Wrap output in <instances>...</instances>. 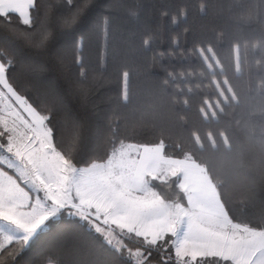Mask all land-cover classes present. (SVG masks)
<instances>
[{
    "label": "snow or ice",
    "instance_id": "6c2138e0",
    "mask_svg": "<svg viewBox=\"0 0 264 264\" xmlns=\"http://www.w3.org/2000/svg\"><path fill=\"white\" fill-rule=\"evenodd\" d=\"M122 9L0 0V264H264V225L165 201L118 136L98 86Z\"/></svg>",
    "mask_w": 264,
    "mask_h": 264
},
{
    "label": "trees",
    "instance_id": "16d2710c",
    "mask_svg": "<svg viewBox=\"0 0 264 264\" xmlns=\"http://www.w3.org/2000/svg\"><path fill=\"white\" fill-rule=\"evenodd\" d=\"M117 3L98 87L118 136L200 163L228 216L260 229L264 0ZM150 182L164 199L184 202L178 178Z\"/></svg>",
    "mask_w": 264,
    "mask_h": 264
},
{
    "label": "rangeland",
    "instance_id": "374dc122",
    "mask_svg": "<svg viewBox=\"0 0 264 264\" xmlns=\"http://www.w3.org/2000/svg\"><path fill=\"white\" fill-rule=\"evenodd\" d=\"M124 143L132 146L134 150L140 152L142 157L147 159L150 166L148 173L149 181L151 179L169 180L172 177L178 178V184L184 192V202L166 200L161 196L165 201L170 203H187L189 197L195 196L206 204L211 203L214 205L232 223L244 225L232 220L228 216L218 197L216 188L203 165L191 158L176 159L165 157L160 145L143 146L131 142Z\"/></svg>",
    "mask_w": 264,
    "mask_h": 264
}]
</instances>
